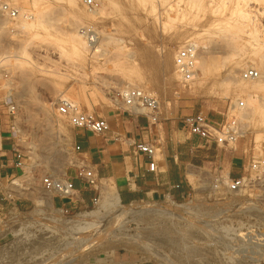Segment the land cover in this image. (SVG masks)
<instances>
[{
  "label": "rangeland",
  "instance_id": "rangeland-1",
  "mask_svg": "<svg viewBox=\"0 0 264 264\" xmlns=\"http://www.w3.org/2000/svg\"><path fill=\"white\" fill-rule=\"evenodd\" d=\"M95 1L98 3V7L95 9L84 6L83 0H80L78 5L91 12L101 13L102 18L99 23L92 25L91 22L79 19L74 15L67 0H0V4L7 3L11 8L18 9L20 12L39 16L38 21L36 20L39 23V29L21 31L19 26L22 25L23 19L8 21L0 14V154L5 152L6 148H11L12 145L15 146L19 154V159H15V163L18 164L12 174L7 176L4 174L0 177V226L3 227L2 233L6 234V237L3 238L2 234L0 235V247L12 240L10 233L15 226L10 222L14 216H27L26 221L19 228L21 227L22 232L25 231L27 234L36 236L39 231L46 229L53 235L54 228L57 227L56 221L61 218H74L88 213L104 214V210L99 207V204L87 210H70L62 208L58 202H56L57 204L52 203V206L47 203L50 195L43 191L42 180L48 176L62 179L67 173L73 172L77 163L73 144L74 130L70 126L69 119L59 116L55 109L56 100L59 98H68L83 113L93 116L101 115L107 110L121 111L118 105L113 102L114 99L119 100L116 96L119 89L132 88L128 87V84L140 86V91L146 95L151 94L150 97L158 102L160 118L178 117L182 110L192 108L194 112L205 116L208 114L211 119L217 118V123L223 121L224 124H229L232 120H236L241 130V137L236 140L232 152L241 153L246 164L251 160L264 158V142L256 140V136L261 135L257 131L256 125L252 121L241 120L232 108L236 103L244 102L250 112L251 109L258 108L260 100L263 99L261 94H259V98H252L251 103L245 101L243 97L232 99L230 92L228 93L224 89L229 86L222 82L214 87V91L227 92L224 95L226 97L211 99L176 96L183 84L180 78L172 80L170 83L167 79L168 69L164 71L166 69L163 67L164 63L162 60L159 62L158 48L161 47L162 39L159 36H157L158 39L154 37L157 41L153 40L157 43L153 45V41L151 45L146 44L143 40L144 43L138 40L130 42L126 37L121 36L123 44H117L113 40L119 38V35L114 33L117 28L115 11L106 0ZM252 1L249 2L252 8L257 11L263 10V0L262 2H260L261 0ZM170 15H173L172 12ZM263 20L261 19L262 25L264 24ZM25 22L31 23L32 20ZM174 22L172 21L173 24ZM172 23L169 24L172 25ZM174 25L176 27L177 24ZM85 27H90L97 32L99 40L105 43L107 54H111L109 60L107 59L108 61L104 64L102 62L97 66L89 64L86 61L89 54L85 60L87 63H82L58 46L61 44L56 41L57 39H62L74 28L77 31L79 28ZM262 28L264 29V25ZM171 29L175 30V28ZM230 33H226L223 40L232 38V36L229 37ZM260 35L262 37L263 34L260 33ZM229 40L225 43L230 44ZM233 44L236 45L237 42L233 40ZM44 45L49 47L51 52L54 51L52 46H55V53L62 51L63 60L58 61L54 52L53 55L46 53ZM168 46L171 54L175 56L179 49L171 42ZM228 46L224 47L228 48ZM259 47L255 49L253 61L246 58V68H251L252 65L256 69L255 66H259V56L264 57V47ZM118 51L121 53L119 54ZM197 52L202 57L206 56L199 48ZM131 54L135 57V68L142 75L140 78H143V81L137 80L138 83L136 80L132 82L127 77V71L132 70L128 65ZM219 55L220 57L224 56L219 53L215 54L214 58L217 60ZM219 59L223 60V58ZM220 60L219 62H222ZM32 64L35 66L33 67ZM55 66L56 68L60 67L58 70L66 69L65 73L71 77L63 85L58 86L53 83V74L50 72L53 69L56 70ZM215 67L212 65L211 70L207 73L206 83L212 82L213 79L216 80L215 82H220L225 78V68ZM242 70L244 69L237 72V79H239L238 75ZM196 71L199 76V71ZM194 84L196 85V83L191 84L192 90H195ZM196 88L198 89V87ZM199 91L204 93L205 90L198 89ZM6 96H10L16 103L17 112L13 116L5 113L3 102H5ZM257 146L259 148H256ZM226 152L231 151L226 150ZM88 168L91 169V167ZM93 174L96 176L95 171ZM228 174L226 165L219 166L218 163L188 166L184 198L170 199L165 195L150 200L141 199L129 204L120 202L119 208L123 207L128 210L143 203H153L166 207H178L183 209L184 213L181 216L167 215L156 218L141 216L138 213L132 217L128 212L126 215L124 214L125 216L119 220L123 230L116 231V234H119L117 239L121 241L122 246H116L108 253L115 261L114 264L186 263L184 254L177 253V249L175 250L174 247H155L147 236L152 232L153 235L163 233L170 237L178 236L177 231L183 234L191 233V241L195 242L196 246L199 245L197 247H205L208 249L206 251H213V253L223 250V245L232 246V242L237 239L238 235L242 236L250 229L257 228L264 233V186H247L240 191L230 193L226 185L228 184ZM108 181L97 178L95 186L99 197L97 203L103 200L101 189L110 182ZM88 194L92 197L93 191L88 189ZM254 209L256 212L252 211ZM111 241L116 243V239L112 238ZM111 241H109L110 244ZM84 254L83 257L88 253ZM99 256L102 258V253ZM241 258L239 256V260L235 264H242ZM35 259L36 254L33 253L28 262L18 264H29ZM103 263L107 264V261L99 264ZM88 264L98 263L90 256Z\"/></svg>",
  "mask_w": 264,
  "mask_h": 264
},
{
  "label": "bare ground",
  "instance_id": "bare-ground-1",
  "mask_svg": "<svg viewBox=\"0 0 264 264\" xmlns=\"http://www.w3.org/2000/svg\"><path fill=\"white\" fill-rule=\"evenodd\" d=\"M106 1L112 8V10L115 11L114 13L117 28L115 29L114 33H117V35H119V38L113 39L114 42H116L117 44L122 43L123 39L120 38L121 36L126 37L130 42H133V40H143L144 42H146V44L148 43L151 45L154 41L153 39H158L159 37L162 39L161 47L158 48V56L160 58L159 62H161L162 60V62L164 63L165 66L163 67L166 68L164 71H167L168 69L169 76L167 79L169 82L172 80L174 81L175 79L178 80V78H180V81L183 84V86H181V89L176 93V96L189 98L207 97L211 99L222 96L226 97L224 95H226L227 92L218 93L216 92V90L214 91V87L220 85V83L222 82H225L226 86H229L227 87V89L223 87L224 85L222 87L225 89V91H228V93L230 92L232 99H235L236 97H243L245 101L251 103L252 98H256L259 96V94H261L260 96L263 97V99L260 100L261 102H259L258 108L251 109L250 112H248L249 110L246 105L245 109H237L235 108L237 104L236 103L232 108L236 111V116L240 117L241 120L244 119L254 122L257 131L261 133V135L258 134V136H256V140H261L264 142V57L259 56L260 59H258L260 63L258 64V67L254 65L256 67V70H258L262 74L261 78L255 81L242 82L238 75L239 79H237V72L241 69L245 70V68L247 67L246 58L253 61V55L255 56V49H257L258 46L264 47V29L262 28L264 24H261V19H264V8H262L263 10L260 11L252 8L251 3H249L253 2L252 0ZM67 2L73 14L77 16V18L86 20L87 22L89 21L92 23V25H96L97 23H99L102 18L101 13H99L98 11L91 12L86 8H80L78 6L80 0H67ZM260 2H262V0ZM262 3L264 5V2ZM4 4L9 6L7 3ZM33 4L35 5V3ZM9 8L11 7L9 6ZM13 10H16L19 13V16L15 19H8L7 17L5 18L8 21L16 20L18 18L23 19L22 25L19 26L21 27V31H24V29H39V23L36 22V20L38 21L39 18L38 15L32 16L23 13L22 11L20 12L18 9ZM171 12L173 15H170ZM24 20H32V22L26 23ZM172 21H175L174 24H177L176 27L172 23ZM170 22L174 26L169 24ZM171 28H175V30ZM84 29H89L91 39H89V37L84 34ZM229 30L232 31V34ZM226 33H230L229 37L232 36V38H226L225 41L223 39L225 38L224 36ZM260 33L263 34L262 37ZM157 36L159 37L157 38ZM229 39L235 40L237 44L234 45L233 40L231 43V40ZM228 40L230 41L229 43L231 45L225 43L228 42ZM56 41L61 44L58 46H61L66 52H68L70 56H73L80 62L82 61V63L88 62L89 64L97 66L101 62L103 64L107 62L109 60L108 58H110L109 55H111L107 54L108 51L105 47V43H102L103 41L101 42L99 40L97 32L93 31L90 27L81 29L79 28L77 31L74 28L66 33V35H64L62 39H57ZM170 42L179 50L183 49L187 45H193L196 47V49L199 48L202 50V53H204V55L206 56L202 57V55L200 56L197 52L196 58V70L199 71V76L196 74V71L192 80L188 82L182 80L180 75L177 73L174 65V59L179 50L177 51L175 56H173L168 46ZM154 43L157 42L154 41L153 45ZM222 43H224L226 46L229 45L230 47L228 46V48H225V45ZM52 47H54L55 51V46ZM54 51L51 52L50 48L45 46L46 53H52L53 55ZM120 53L121 52H119V54ZM219 53L224 55L222 57H220V55L218 56L219 58H223V60L221 59L222 62H219V58V60L217 59L218 61L214 58L215 54L218 55ZM54 54H56V58L58 59V61L63 60L64 55L62 51L56 53L54 52ZM88 54V60H86V56ZM134 59V55H129L128 65L130 66V68H132V70L127 71V77H129L132 82L133 80H136V82L138 83L142 75L139 74L137 69L135 68L136 62ZM32 65L33 67L35 66L34 64ZM212 65L225 68V78L220 82H215L216 80L212 78V82L206 83L208 75L207 73L211 70ZM58 68H56V70L53 69V71H51V69L50 73L53 74V83L59 86L63 85V83H65L67 79L71 77H69V75L65 73L67 72L66 69L58 70ZM251 68H253L252 65ZM192 83H196V85H194L198 87V89L205 90L204 93H201L200 91L198 92V89L196 87H194L195 90H192ZM128 87L136 88L139 90L140 86L138 87L135 85L132 86V84H128ZM125 89H127V87L119 89V92H121L122 90L125 91ZM148 95L152 96L151 94ZM63 99L70 101L68 98ZM4 100L8 103L11 100V97L6 96ZM57 101L58 99L56 100V103ZM113 102L118 104L119 100L114 99ZM256 148L259 147L257 146ZM109 183L102 187L101 191L103 200L97 203L99 204V207L104 210L103 215L88 213L78 215L74 218H61L60 220L56 221L57 224L55 223L57 227H53V235H51L47 231V229L44 231H39V234L36 236L27 234L25 233V231L22 232V230L20 229L21 227L19 228V226H21L26 221L27 216H14L10 222L11 225L15 226L10 233L12 235V240L0 247V264H18L21 262L26 263L33 253L36 254V259L29 264H88V257L90 256L98 264L104 261H107V264H114L115 261L111 259L108 253L111 252L114 247L119 245L122 246L120 243L121 241H118L117 239V237H119V234H116V231L123 230V226L120 225L119 220L120 218H122V216L124 217L127 212L128 214H130V217L138 213L139 215L141 214V216L150 218L167 215L181 216V214L184 213L183 209H180L178 207H166L161 206L160 204L153 203H143L131 210L125 209L123 207L119 208L121 204L119 202V199L117 198L118 196L115 186L112 181H110ZM47 203L49 206H52L53 202L51 195L50 198H48ZM255 210L256 209L252 211L256 212ZM2 230L3 227L0 226V235L2 234L3 238L6 237V234L2 233ZM177 233L178 236L174 237H170L163 233L153 235V232L152 234L147 236L150 238V241L153 243V245L155 247L157 246V248L174 247L175 250L177 249V253L180 252L184 254V259L186 262H184L185 264H235L239 260V256L242 257L240 251L241 248L233 249L231 246L223 245V250L213 253V251H206L208 249H206L205 247H197L199 245L196 246L194 244L195 242L193 243L191 241V233L189 234L187 232L183 234L178 231ZM240 236L241 235H238L237 239H240ZM247 237L250 236L247 235ZM112 238L116 239L115 244L111 241ZM109 241H111L112 243L110 244ZM197 242L198 244H200L199 240ZM84 253H88L89 255L87 254L83 257L82 255H85ZM100 253H102L103 255L102 258L99 256ZM169 253L172 254L171 252ZM242 264H244L243 260Z\"/></svg>",
  "mask_w": 264,
  "mask_h": 264
},
{
  "label": "crops",
  "instance_id": "crops-1",
  "mask_svg": "<svg viewBox=\"0 0 264 264\" xmlns=\"http://www.w3.org/2000/svg\"><path fill=\"white\" fill-rule=\"evenodd\" d=\"M194 112V109H184L180 116L168 119L160 118L159 124L154 125L143 115H129L122 111L107 110L96 118L105 119L109 129L101 135H94L85 130L73 131V144L81 150L75 153L77 163L71 173L63 178L72 180L75 190L79 193V201L88 203L91 196L88 188L75 178V173L84 167L95 171L96 177L112 181L119 202L129 204L141 199H154L167 194V186L185 183L188 166L196 164L218 163L226 165L230 177L239 174L241 160L239 152H226L213 145L195 151L194 146L200 141L188 135L183 130L180 118ZM217 123V118L211 119ZM138 143H151L157 149L154 161L157 172L153 175L145 171V158L134 152ZM0 154V177L12 174L15 168V157L10 148ZM158 157V158H157ZM181 190H174V196H179Z\"/></svg>",
  "mask_w": 264,
  "mask_h": 264
},
{
  "label": "built area",
  "instance_id": "built-area-1",
  "mask_svg": "<svg viewBox=\"0 0 264 264\" xmlns=\"http://www.w3.org/2000/svg\"><path fill=\"white\" fill-rule=\"evenodd\" d=\"M85 6L95 9L97 3L94 0H84ZM0 14L8 19H15L19 16L16 10L9 8L4 3L0 4ZM25 17V16H24ZM84 34L91 39L89 29H84ZM197 49L193 45H187L179 50L174 59V65L177 73L183 81L188 82L194 78L196 73ZM261 73L254 68H247L239 73V78L243 81H255L261 78ZM6 78V77H5ZM119 98L118 108L129 115H143L146 120L154 125L160 123L159 104L158 102L136 88H127L125 91L117 92ZM4 103L5 113L13 116L17 112L16 103L11 100ZM235 108L245 109V103L239 102ZM56 112L59 116L67 117L73 130H85L94 135H101L108 131L109 126L105 119L96 118L95 116L83 113L72 102L59 98L55 104ZM180 122L184 131L192 137L198 138L195 151H199L209 146H214L220 150L234 151L236 140L240 135V128L236 120H232L229 124L223 121L214 123L201 113H191L180 118ZM81 148L74 144V152H80ZM15 159H19L18 150L14 145L10 148ZM134 152L149 161L146 164L145 171L151 174L157 172V164L154 157L157 155V149L151 143H138L134 146ZM18 164V163H17ZM15 163V167L17 166ZM239 168V174L236 177H230L228 174L227 190L234 193L242 190L247 186L256 187L264 186V158L251 160L247 164L242 159ZM75 178L79 180L85 187L93 191L92 197L88 203L79 201V193L75 190L72 180L56 179L48 176L42 180L43 191L52 196L53 204L58 202L62 208L70 210H87L97 205L98 193L96 192L97 177L91 169L80 167L75 173ZM185 183H177L167 186V197L184 198L186 196ZM216 189V187H214ZM181 190L179 196H174L173 191ZM250 237H247V235ZM232 242V248H241V255L244 264H261L264 262V233L253 228L246 231L244 235Z\"/></svg>",
  "mask_w": 264,
  "mask_h": 264
}]
</instances>
